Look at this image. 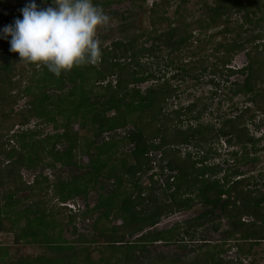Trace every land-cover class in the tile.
<instances>
[{
    "label": "trees",
    "instance_id": "obj_1",
    "mask_svg": "<svg viewBox=\"0 0 264 264\" xmlns=\"http://www.w3.org/2000/svg\"><path fill=\"white\" fill-rule=\"evenodd\" d=\"M122 1L94 0V3L104 10ZM130 1L134 5L147 2ZM198 1L203 9L201 15L197 21L186 23L183 15L173 20L164 15L176 0H154L148 8L150 29L129 36L128 27L121 25L120 32L125 36L109 44L101 43L102 55L97 63L74 67L59 78L44 67L20 61L18 53L9 51L10 37L0 40V121L13 119L20 127L13 133L11 129L0 130V232H15L16 242L39 245L42 249L36 256L13 259L8 248L0 246V264L132 263L137 256L135 252L145 253L147 245L168 242L173 237L166 231L149 229L166 213L190 208L195 199L212 209L186 222L187 235H194L190 228L207 221L219 206L220 215L228 220L231 229L226 239H234L239 234L237 246L241 254H253L254 245L264 240V196L249 187L250 178H231L230 173L214 177L213 166L205 162L208 157L199 154L203 142L210 144L221 136H234L235 142L243 147L255 144L257 139L250 135L244 121L251 107H241L238 114L229 117L220 116L217 127L216 121H198L199 115L195 112L200 103L167 110L165 103L177 90L167 79L144 90L139 87L159 80L143 59L149 60L165 49L167 55L173 53L176 58L171 64L189 75L192 74L188 69L197 67H201L202 74L245 75L243 81L238 78L230 81L233 94L261 107L264 101V0ZM30 2L0 0L2 24L10 25L15 19H22L20 10ZM35 2L39 8L52 5V0ZM178 9L179 5L175 8L176 16ZM130 18L131 14L122 19ZM199 42L203 44L197 46L199 52L203 53L206 47L212 50L205 62L182 61L181 55ZM240 52L245 54L247 64L238 69L228 67ZM209 56L214 60L210 61ZM24 97H30L27 106L15 111L18 100ZM202 106L205 109V104ZM33 119L38 124L29 127ZM44 125H52L53 129L46 133ZM118 131H122L123 136L117 137ZM210 132H214L215 137L208 136ZM127 143L129 151H120ZM167 143L174 145L167 158L175 157L172 162L166 159L167 168L177 170L178 175L168 176L166 180L165 189L171 192L169 207L153 208L152 189L140 184V175L152 168L151 151L161 150L164 154L163 147ZM182 144H198L200 148L196 155L188 151L181 158L179 145ZM212 149L209 146L207 152ZM118 152L122 156L113 159ZM83 156H87L88 161L81 164ZM40 166L46 169L74 167L76 171L69 172L66 178L58 174L53 181L43 172H37L31 182L23 179L22 170L32 171ZM164 168L166 166H162V170ZM105 176L115 179L114 187L99 194L93 207L86 204L88 208L84 212V217L93 216L92 234L77 235L76 239L68 241L59 218L61 211L68 210V201L86 200L92 188L103 189L101 179ZM49 189L62 205H50L42 198ZM191 189L196 191L195 196L185 197L193 193ZM24 191H29L26 198L20 195ZM28 198L30 203L23 204ZM244 216L251 220H245ZM74 218L76 214L68 216L69 221ZM5 222L9 227L4 226ZM138 234L140 236L134 240L126 241L127 236ZM75 243L88 246L76 249ZM224 251L222 245L214 246L185 264H230L221 256ZM135 264L144 263L138 260Z\"/></svg>",
    "mask_w": 264,
    "mask_h": 264
},
{
    "label": "rangeland",
    "instance_id": "obj_2",
    "mask_svg": "<svg viewBox=\"0 0 264 264\" xmlns=\"http://www.w3.org/2000/svg\"><path fill=\"white\" fill-rule=\"evenodd\" d=\"M200 4L201 2L198 0H191L189 2L176 0L174 6H172L167 13H164V15L172 20L174 17L179 18L183 15L185 18L184 20L187 21L186 23L194 22L198 20L201 12L203 11V9L201 10ZM45 5H47V7L50 6L48 4ZM178 5L179 15L176 16L175 8ZM150 6V0H148L145 4L138 2L136 5L132 4L130 0H123L122 3H116L109 7H105L104 11L110 16L111 20L109 25L99 29L97 35L100 42L105 45L116 39L123 38L125 33L120 32L121 25L128 27L127 35L129 36L139 34L145 29H150L148 24V8ZM129 14H131L132 18L128 20L122 19L127 17ZM7 25V23L4 25L0 21V29H3ZM193 35H197V33ZM202 45L203 44L201 42L197 44L195 43V48L193 47L192 50L181 55L182 61L189 60L192 64L198 60H200V62L204 60L205 62L208 53L210 52L211 54L212 50H210L209 47H206L203 53L199 52L197 46ZM164 50L165 49H161L155 57L149 60L143 59V62H148L147 67L153 70V73L157 78H159V80L157 79L145 82L139 85L140 89L144 90L151 85L159 84L164 79H167L173 87L177 88L174 95L168 98L165 103L167 110L175 109V106H185L192 102L200 103L195 112V115H199L198 121L203 123L216 121L215 123H217V127L220 124V116L223 117L224 115H227V117H229L238 114L241 107H251L252 111L248 114V116H246L247 119L244 118V121L247 124L250 135L256 137L257 139L255 144H249L246 147H243V144L241 143L235 142L234 136L232 138L231 136L214 138L215 140L210 144L209 142H203L201 148L198 147V144H182L179 145L182 153L181 155L180 152L177 153V157L180 155V157L183 158L188 151H190L192 155H196L197 149L200 148V156H207L208 159L205 161L206 164L213 166L212 170L214 172V177L220 178L230 173L231 178L232 176H234L233 178H250L251 184L249 187L256 188L259 191V195L262 194L264 196V101L260 103L261 107L258 108L254 103L250 102L248 98L233 94L234 89L230 86V81L234 79L236 80L237 78L240 79V81H243L245 75L237 73L235 75L231 74L230 76L225 72L221 75L210 73L202 74L201 67L193 69L188 67L189 69H187L190 71V74L193 75L192 76L186 71L183 72L181 70H177L175 65L171 64L173 60L175 61V56L173 53L167 55L168 53ZM209 57L210 61L214 60V57ZM245 64H247V58L243 52H240L234 58L232 63L228 65V67L238 69ZM23 82L24 84L26 83L25 80H23ZM29 98L30 97H24L18 100L14 110L19 111L21 109H25ZM202 103L205 104V109H203L204 106H202ZM235 106H237L236 109H234ZM251 115H253V117L250 118L249 116ZM37 124L36 119H33L28 126L35 127ZM23 127L26 128V126ZM1 128L5 130L11 129V133H13L17 132L20 127L19 124H16L12 119L5 123L0 121V130ZM44 128L46 133L53 129L52 125H44ZM130 129L131 126L128 127V130ZM11 133H9L8 136H10ZM123 133H125V130H123ZM123 133L122 131H118L116 136H123ZM209 134L210 135L208 136L215 137L214 132H210ZM209 146L213 148L212 151L210 150V153L207 152V148ZM122 147L120 151H127L129 144L127 143ZM173 147L174 145L171 143L165 145L163 147V151L166 150L164 154L161 150L151 151L149 156L151 157L150 164L152 168L145 174L140 175V184L144 187L152 189L151 194L154 197L152 198L154 199L152 202L153 208L156 206L161 208L169 207L168 205L171 204L170 198L168 197L171 192L167 191L165 187L168 176L173 174L178 175L177 170L167 168L166 159L171 161L175 158L171 155L170 158H167V156L169 157V153L171 154L169 150L174 149ZM121 156L122 155L118 152L114 155L113 159L117 160V158ZM80 159L81 161L79 162L81 164L88 161L87 156H83ZM162 166H166V168L162 170ZM75 171L76 168L74 167L46 169L40 166L32 171L22 170V177L26 182H31L37 172H43L51 181H53L58 174L61 176L63 175V177L66 178V176L69 175V172ZM234 171H240L244 174H237ZM114 180L115 179L113 177L108 178L105 176L101 179L104 186L103 189L100 187L92 188L89 191L86 200L78 198L66 203L68 210L61 211L62 213L60 212L61 214L59 215V218L62 220L64 236L68 241H73L76 239L77 235L88 236L92 234L93 231L91 227L93 216L84 217V212L86 211V208H88V206L86 207V204L89 205L90 208L93 207L97 202L99 194L104 192L106 193L114 187ZM145 191L147 192L149 190L146 189ZM192 192L193 193L186 194L185 197H194L196 191L192 190ZM20 195L26 198V196L29 195V191L21 192ZM36 196L37 194H35V197ZM42 198L47 199L50 205H62L57 198L54 197L52 189L43 193ZM223 198L226 197L223 196ZM30 201L31 199L29 198L25 199L23 204H28ZM210 209H212V206L205 205L200 200L195 199L192 202L191 207L188 209L166 213L160 218L159 222L149 230L166 231L169 235L171 234L173 236L170 238L171 240L164 243L156 242L154 244L147 245V252L140 253V250L135 252L137 256L133 259L132 263L124 264H135L138 260L143 261L144 264L149 262L150 264H162L164 260L166 262L164 264H185L198 254L203 255L204 251L207 249H214V246L219 247L221 245L225 249L221 256L228 260L230 264H264V240L254 245L253 254L247 256L241 254L237 246V243L239 242V238L237 237H239V234H236L234 239H226L228 235L226 233H229L231 229L228 220L220 215L219 206L215 207V214L212 213L207 221L201 222L202 224H197L196 226L190 228V233L194 235L188 234V236L185 233L188 228L186 223L188 220L197 217L204 211ZM71 214H76V218H74L73 221L68 220V216ZM244 219L247 221L251 220L249 216H244ZM118 223L121 222L118 221ZM217 225L219 226L218 229H214L213 227ZM4 226L9 227V224L5 222ZM178 229L180 231L179 233H177ZM15 235V232L12 231L4 230L0 232V246L8 248L11 258L18 259V257L21 256L22 258L26 256H36L39 252H41L42 249L39 245L16 242ZM138 236H140V234L131 238L127 236L126 241L129 242L130 240H134ZM87 246V244L82 243L74 244L76 249H81ZM90 247L92 246L90 245ZM97 256L98 254L95 253L94 257Z\"/></svg>",
    "mask_w": 264,
    "mask_h": 264
},
{
    "label": "clouds",
    "instance_id": "obj_3",
    "mask_svg": "<svg viewBox=\"0 0 264 264\" xmlns=\"http://www.w3.org/2000/svg\"><path fill=\"white\" fill-rule=\"evenodd\" d=\"M20 12L22 19L0 29V39L10 37L9 51L18 53L20 61L44 67L59 78L100 59L97 34L111 18L94 0H52L46 8L31 0Z\"/></svg>",
    "mask_w": 264,
    "mask_h": 264
},
{
    "label": "flooded vegetation",
    "instance_id": "obj_4",
    "mask_svg": "<svg viewBox=\"0 0 264 264\" xmlns=\"http://www.w3.org/2000/svg\"><path fill=\"white\" fill-rule=\"evenodd\" d=\"M233 177H234V176H232V178H233ZM238 178H239V177H238ZM151 228H152V227H151ZM151 228H150V229H151ZM158 242L164 243V242H162V241H158ZM155 243H156V242H155ZM153 244H154V243H153Z\"/></svg>",
    "mask_w": 264,
    "mask_h": 264
}]
</instances>
